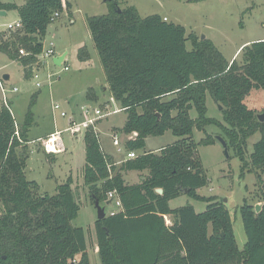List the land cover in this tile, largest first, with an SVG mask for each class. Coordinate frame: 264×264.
I'll use <instances>...</instances> for the list:
<instances>
[{"label": "trees", "instance_id": "16d2710c", "mask_svg": "<svg viewBox=\"0 0 264 264\" xmlns=\"http://www.w3.org/2000/svg\"><path fill=\"white\" fill-rule=\"evenodd\" d=\"M70 6L63 0L0 3L1 11H16L22 24L0 40V53L20 62L26 78L52 18ZM87 26L111 98L126 114L120 131L135 134L126 149L142 150L116 169L97 134L87 131L83 136L81 176L92 205L108 202L109 192L121 204L116 213L94 223L100 264H264V184L260 181L263 205L258 214L247 203L239 208L246 236L239 250L225 205L197 193L207 178L192 141L194 128L219 126L244 171L243 146L260 132L250 163L264 171V120L243 103L250 90L264 91V40L244 46L240 62L227 61L211 40L186 36L183 26L158 15L141 18L134 7L120 8L117 0H111L107 15L87 18ZM19 49L30 55L19 57ZM207 95L222 107L225 125L206 117ZM192 109L195 120L189 116ZM32 124L29 108L17 138L13 115L0 106V264H90L84 231L71 225L79 211L71 179L50 196L40 194L37 183L24 175ZM168 131L177 138L174 143L158 153L145 151L147 137ZM202 143L210 145L214 139L206 136ZM129 171H147V176L127 185L122 173ZM181 195L207 203L205 210L196 213L191 205L171 209L169 202Z\"/></svg>", "mask_w": 264, "mask_h": 264}, {"label": "rangeland", "instance_id": "374dc122", "mask_svg": "<svg viewBox=\"0 0 264 264\" xmlns=\"http://www.w3.org/2000/svg\"><path fill=\"white\" fill-rule=\"evenodd\" d=\"M65 1L71 4L69 10H64L59 18L50 23L42 45L46 50L50 44H53L56 53H66L65 65L68 71L60 72L59 68L51 65L52 59H47L48 65L45 64L39 68L38 73L43 83L41 88L37 89L31 79V74L28 77L29 80H26L25 69L9 60L5 54L0 53V75L7 74L10 77L9 89L12 90L13 87L17 89V92L8 93V98L14 100L13 107L10 108L17 128L19 129L23 124L29 108L33 114V124L28 131L30 143L27 145L24 169L26 179L37 183L40 194L50 196L56 194L58 185L71 179L73 186L70 187L73 189L79 206L77 217L71 221V225L84 231L90 264H100L95 251L96 210L89 199V194L86 195L83 192V186H77L82 183L80 171L84 164V132L81 136L74 137L63 130L68 117H73L76 121L81 120L82 106L104 110L107 107V111L117 108L109 92L103 90L104 75L87 26V18L109 13L111 1L63 0ZM117 2L120 8L134 7L141 18L158 15L165 18L167 23L183 26L186 36L195 34L198 38L204 37L211 40L227 61L234 56L233 59H238L237 61L240 62V51L244 46L264 40V0H117ZM0 3L20 6L25 3V0H0ZM18 20L19 16L14 10L6 11L5 16H0V32L3 31L1 34L6 35L0 36V40H5L11 34L6 31V25ZM240 47L241 49L237 52ZM186 49L191 51L190 42H186ZM49 65L53 73L59 71L58 75L51 79V83L46 81V75L50 71ZM90 88L96 97L92 101L86 99ZM9 99L8 105L10 106ZM243 103L248 109L255 111L256 116L263 114L264 91L262 89L250 90ZM2 105L0 98V106ZM55 105L58 106L57 109H54ZM206 110V117L220 122L221 126L225 125L221 111L209 95L206 96ZM119 112L105 117L97 126L102 148L106 152H111L115 157H121L124 152L128 151L125 142L127 135L119 128L123 126L126 114ZM189 116L193 120L198 117L194 109L189 112ZM218 127L208 125L204 130L193 129L192 141L197 144V154L207 178L206 185L198 189L197 193L204 198L214 197L216 201L225 205L232 222L237 247L243 250L246 236L239 208L244 203L253 206L258 204L260 202V181L264 184V171L254 169L250 163L253 145L260 139L261 134L260 132L254 133L243 146L244 161L247 163L243 171V162L236 155L233 147L227 148L228 156L225 155L217 138H222L226 144L227 141L221 128ZM55 130L62 132L60 137L66 152L48 157L35 139L44 137L45 134ZM109 132L116 133L119 146L112 145ZM206 136L213 138L214 143L203 144L202 141ZM32 140L35 143H32ZM176 140L177 138L170 131L161 136H150L145 149L156 153L155 151L160 147L170 145ZM117 149H120V152ZM136 152L138 155L142 153V150ZM100 205L104 207L106 216L117 210L114 204L101 203ZM185 205H191L196 213H201L205 210L207 203L193 200L186 195H181L169 203L171 209ZM2 211L0 204V214ZM169 222L167 220L166 224H170Z\"/></svg>", "mask_w": 264, "mask_h": 264}, {"label": "built area", "instance_id": "2783aa9c", "mask_svg": "<svg viewBox=\"0 0 264 264\" xmlns=\"http://www.w3.org/2000/svg\"><path fill=\"white\" fill-rule=\"evenodd\" d=\"M56 18H58L57 14L54 15V17L52 18V21ZM164 20H165V18H164ZM21 28H22V24H21L20 20L14 22L13 24L6 25V31L7 32H15V31L21 30ZM18 53H19V57H26V56L30 55L29 53H27L23 49H19ZM54 55H55V50H54L53 44H50L46 50H44L42 48V51L39 54L34 55L35 61L33 62V64H31V79L34 81V85L37 89L41 88L42 83H43L41 80V75L38 73L39 68H41L45 64H47V59L52 58ZM61 71H64V72L68 71V67H63L60 70V72ZM58 73L59 72L47 73L46 81L51 83L52 82L51 79L53 77L57 76ZM2 76L3 75H0L1 102H2L3 106L8 108L9 111L11 112L12 110H11L10 106L8 105V98H7L8 90L5 88V81L3 80ZM10 91L16 92L17 89L13 88ZM57 107L58 106L55 105L54 109H57ZM113 113H116V110L113 109L112 111H107V108L104 110L101 108H92L90 106H82L80 109L81 120L76 121L73 117H68L67 122H66V127L63 130V132H68V133H70L71 136L82 135L83 132L85 134V132H87V131H92L95 134H97V123L100 120L104 119L105 117H107ZM11 114H12V112H11ZM15 129H16L15 130V136L17 138H19L17 125L15 126ZM61 134H62V132L56 131V132L46 136L43 139L37 140V142H39L43 152L46 155H57V154L63 153L65 151L64 145H63L61 137H60ZM32 143H35V141H32ZM113 144L115 146L119 145V141H118L116 136H113ZM135 157H136V154L133 151L128 153L129 159H134ZM107 198L111 200V202L115 205V207H117V209L121 208L120 201L117 198L115 192H109L107 194ZM116 212L117 211L111 212L110 215H113Z\"/></svg>", "mask_w": 264, "mask_h": 264}, {"label": "crops", "instance_id": "0c3cea01", "mask_svg": "<svg viewBox=\"0 0 264 264\" xmlns=\"http://www.w3.org/2000/svg\"><path fill=\"white\" fill-rule=\"evenodd\" d=\"M16 5V4H15ZM17 6H19V5H17ZM21 6V5H20ZM1 11V10H0ZM5 12V14H6V11H4ZM3 32V31H2ZM2 32H0V34L2 33ZM243 46V45H242ZM241 46V47H242ZM241 47L237 50V52L241 49ZM236 52V53H237ZM235 53V54H236ZM66 56H67V54L66 53H56L55 52V55L51 58L52 59V66L54 67V68H59V70H61L63 67H67L65 64H66ZM233 58H234V56L231 58V60H233ZM230 60V61H231ZM16 64H17V66H21V64H20V62H18V61H14ZM48 64H46V66H47ZM22 67V66H21ZM23 68V67H22ZM24 69V68H23ZM48 69H50V71L48 72V73H53V71L51 70V66L49 65L48 66ZM101 71H102V68H101ZM59 72V71H58ZM103 72V71H102ZM54 73H57V72H54ZM104 75V74H103ZM10 78V77H9ZM9 80V79H8ZM26 80H29L28 78L26 79ZM7 85V86H6ZM5 88L8 90V92H7V98H8V93L9 92H11L10 91V87H9V84H8V81H5ZM13 88H16V87H13ZM12 88V89H13ZM92 88H90V91L88 92V94H87V97H86V99L87 100H89V101H92L93 99H95L96 97L94 96V94L92 93ZM103 90L105 91V92H109L108 91V87H107V84H106V81H105V76H104V85H103ZM17 92V91H16ZM110 94V93H109ZM35 97V96H34ZM110 97H111V95H110ZM0 98H1V94H0ZM9 99V98H8ZM10 100V107L12 108L13 107V103H14V100H12V99H9ZM116 106V105H115ZM117 107V106H116ZM114 110H116V113L117 112H119L120 111V109H118V107L115 109L114 108ZM121 112H123V111H120L119 113H121ZM126 120V119H125ZM101 123V120L97 123V126L99 125ZM124 123H125V121H124ZM124 123H123V125H124ZM15 124H16V122H15ZM123 126H121V127H119L120 129L122 128ZM116 129V128H115ZM56 131H58V130H55V131H53V132H50V133H48V134H45L44 135V137H39V138H37V139H35V140H39V139H43V138H45L46 136H48V135H50V134H52V133H54V132H56ZM111 132V131H110ZM108 133L109 134V137L111 138V140H112V145L113 146H115L114 144H113V136H116V133L114 132V134H112L113 133V131H112V133ZM28 136V135H27ZM78 136H81V135H78ZM74 137H76V136H74ZM117 137V136H116ZM97 138H98V141H99V144H100V147H101V150H102V152H103V154L105 155V156H107L108 158H110L111 159V162L113 163V166L116 168V169H118L124 162H126L127 160H130L129 158H128V153H129V151H127V152H124V154H123V156H121V157H115L111 152H109V151H105L103 148H102V146H101V141L99 140V135L97 134ZM133 139H135V134H130V135H127V137H126V141L125 142H128V141H130V140H133ZM147 139H148V137L146 138V140H145V148L147 147ZM28 141H29V137H28ZM32 141H34V140H32ZM30 143V141L28 142V144ZM27 144V145H28ZM119 145H120V143H119ZM118 145V146H119ZM166 146H168V145H166ZM166 146H162V147H160L159 149H157L155 152L156 153H158L160 150H162L164 147H166ZM41 147V146H40ZM117 151L118 152H120V149H117ZM145 151H146V149H145ZM66 152V149H65V151L63 152V153H65ZM146 152H152V151H146ZM134 153L136 154V156H137V152L136 151H134ZM45 154V153H44ZM46 155V154H45ZM46 156H48V157H52V155H46ZM85 163V162H84ZM83 166H84V164L82 165V167H81V170H82V168H83ZM80 174H81V171H80ZM122 175H123V179H124V181H125V183L127 184V185H136V184H139L143 179H144V177L145 176H147V171H142V172H138V171H129V172H123L122 173ZM80 177H81V180H82V176L80 175ZM72 182V181H71ZM72 186H73V183L71 184ZM78 185H80V186H83V189H84V193L86 194V195H88L89 193H88V189H87V187H85L84 186V184H83V180H82V183L81 184H77V186ZM75 188V187H74ZM72 189V188H71ZM72 191H73V189H72ZM79 198V197H78ZM171 202V201H170ZM169 202V203H170ZM108 204H113L112 202H111V200L110 199H108V202H106V205H108ZM116 211H118V209L116 210ZM170 217H165V220H169L170 221ZM170 223V222H169ZM96 252H97V246H96V250H95Z\"/></svg>", "mask_w": 264, "mask_h": 264}, {"label": "water", "instance_id": "95a60500", "mask_svg": "<svg viewBox=\"0 0 264 264\" xmlns=\"http://www.w3.org/2000/svg\"><path fill=\"white\" fill-rule=\"evenodd\" d=\"M109 1H111V0H109ZM0 16H5V12L4 11H0ZM203 38L204 37H202L201 39H203ZM2 78H3L4 81H8L9 76L7 74H4L2 76ZM217 107H218V110L219 111L222 110V107L220 105L217 104ZM257 118H258V120L260 122H263V120H264V113L261 114V115H259V116H257ZM217 140L222 145V147L224 149L225 155L228 156V149H227V144L225 143V141L222 138H220V137L217 138ZM156 192L159 193V194H161L162 193V190L161 189H157ZM262 205H263L262 203H258L256 205H254L255 214H258L261 211ZM93 207L96 210V214H97L96 220L97 221H100V220L105 219L106 215H105V212H104V207H102L97 200L94 201Z\"/></svg>", "mask_w": 264, "mask_h": 264}]
</instances>
